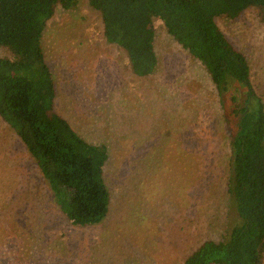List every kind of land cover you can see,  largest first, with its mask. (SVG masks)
<instances>
[{
    "label": "rangeland",
    "instance_id": "obj_1",
    "mask_svg": "<svg viewBox=\"0 0 264 264\" xmlns=\"http://www.w3.org/2000/svg\"><path fill=\"white\" fill-rule=\"evenodd\" d=\"M215 22L244 56L264 103V24L252 9ZM41 48L55 113L83 140L107 149L108 211L98 224L71 225L0 121V264H180L200 242L220 241L229 209L223 179L229 147L200 64L156 22V70L149 78L132 76L86 0L56 9ZM6 56L0 48V58Z\"/></svg>",
    "mask_w": 264,
    "mask_h": 264
},
{
    "label": "trees",
    "instance_id": "obj_2",
    "mask_svg": "<svg viewBox=\"0 0 264 264\" xmlns=\"http://www.w3.org/2000/svg\"><path fill=\"white\" fill-rule=\"evenodd\" d=\"M79 0H0V121L24 146L54 207L73 226L101 222L109 195L103 145L83 140L53 108L55 87L41 48L56 9ZM104 41L120 50L136 78L157 67L154 23L199 63L224 116L229 155L223 179L229 209L220 241L204 240L180 264H262L264 261V103L250 81L244 56L215 20L254 10L264 24V0H86ZM249 212V214H246Z\"/></svg>",
    "mask_w": 264,
    "mask_h": 264
}]
</instances>
